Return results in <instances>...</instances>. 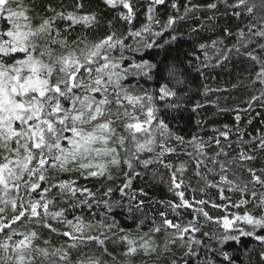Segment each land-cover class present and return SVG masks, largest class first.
Wrapping results in <instances>:
<instances>
[{"label": "snow or ice", "instance_id": "1", "mask_svg": "<svg viewBox=\"0 0 264 264\" xmlns=\"http://www.w3.org/2000/svg\"><path fill=\"white\" fill-rule=\"evenodd\" d=\"M101 3L0 0V264H237L224 246L241 237L258 244L240 264H264V131L240 127L241 111L264 107V0H186L182 12L179 0H147L139 27L141 0ZM163 5L176 14L162 21ZM201 12L193 32L246 23L198 45L200 75L242 60L232 88L251 92L236 123L208 136L206 119L190 134L167 120L188 110L190 62L144 58ZM227 91L205 83L191 112L226 111L208 97ZM145 177L173 198L134 187Z\"/></svg>", "mask_w": 264, "mask_h": 264}, {"label": "trees", "instance_id": "2", "mask_svg": "<svg viewBox=\"0 0 264 264\" xmlns=\"http://www.w3.org/2000/svg\"><path fill=\"white\" fill-rule=\"evenodd\" d=\"M186 0H179L181 5V12L183 11V5ZM193 3L206 4L210 0H192ZM93 8H103L101 0H90ZM138 13L137 19L135 21V26L139 27L145 19V12L147 9V0H141V3L137 5ZM223 7H221V12H223ZM158 14L161 20H166L169 14L175 15L170 7L167 5L160 6L158 8ZM209 13L201 12L198 13L200 20L194 19L192 17L187 18L184 21L179 22L176 25V31L174 34L177 35V40L165 45L163 49L153 48L149 52L145 53L144 58L153 61L165 60L168 62L179 61L182 65L188 68L190 62L191 67L188 68V82L191 87L190 97L191 99L187 102L189 107L188 110H181L180 112H173L167 116V120L170 125L178 129L184 134H190L192 132H197L199 129L196 126V121L207 120L205 125V130L201 132V135H211L210 131L213 127H220L224 124L232 126L236 123L235 115L237 114L234 109H245L247 108L246 101L249 99L251 92L249 89L241 86L233 89L232 85L238 83L239 80H243L245 73L248 71L246 62L242 60L233 59L232 63L226 64L224 67L216 68L214 70H205V76H201L200 72L197 70L198 66L204 60V52L198 47L201 43L210 44L212 40H216L223 35L222 29L224 27H229L235 30L236 27L241 26L242 23L246 21H238L232 17H220L216 22H207V26L196 32H193V28H198L200 23L204 20ZM106 15L111 16L112 13L108 12ZM215 23V27L212 24ZM165 38H168V34H165ZM231 44L232 41H227ZM209 55L212 54V50L207 49ZM200 57L199 60L196 57ZM139 59V57H137ZM215 77V80L211 77ZM207 83L212 87L227 88V92L210 94L208 97L211 100H215L216 96L220 97L218 103L220 107L227 109L224 112H218L217 109L211 105L206 106L197 112H191V105L195 103L196 100H202V97L198 94V90H202V86ZM241 121L240 127L246 129L247 132L256 134L257 130L264 131V107L256 104L252 110L248 112H240ZM251 120L252 123L249 124L248 121ZM163 171V169H161ZM119 183V181H117ZM134 187L140 188L144 187L149 193L150 197L154 200L172 199L171 193L167 190V185L160 182H152L150 178L145 177L144 180L137 179L134 182ZM212 195L215 196L216 193L213 191ZM120 198L119 192H114L113 199L118 200ZM158 205H154L153 209L158 208ZM145 211H149L146 207ZM216 215L215 212L212 213ZM126 212L124 209H116L115 216L118 221L122 224L128 226L131 222L125 219ZM258 244L252 238L241 237L239 242H228L224 246L225 251L230 253H235L237 257V264H240L242 259V253L248 249L256 246ZM111 247V246H110Z\"/></svg>", "mask_w": 264, "mask_h": 264}]
</instances>
